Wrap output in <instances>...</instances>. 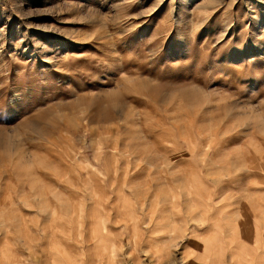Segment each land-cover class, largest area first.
I'll return each mask as SVG.
<instances>
[{
	"label": "rangeland",
	"instance_id": "374dc122",
	"mask_svg": "<svg viewBox=\"0 0 264 264\" xmlns=\"http://www.w3.org/2000/svg\"><path fill=\"white\" fill-rule=\"evenodd\" d=\"M71 262L264 264V0H0V264Z\"/></svg>",
	"mask_w": 264,
	"mask_h": 264
},
{
	"label": "bare ground",
	"instance_id": "6f19581e",
	"mask_svg": "<svg viewBox=\"0 0 264 264\" xmlns=\"http://www.w3.org/2000/svg\"><path fill=\"white\" fill-rule=\"evenodd\" d=\"M150 129H151V128H150ZM155 132H156V131H155ZM157 143H158V144H157L158 146H159V145L161 146L160 141H158ZM125 172H126V171H125ZM125 172H124V173H125ZM108 174H109V173H108ZM108 174H107V175H108ZM121 174H123V173H121ZM117 175H118V174H117ZM117 175H116V176H117ZM124 176H125V175H124ZM127 176H128V175H127ZM122 177H123V176H122ZM119 178H120V177H119ZM129 178H130V176H129ZM132 178H133V177H132ZM117 180H118V179H117ZM119 180H120V179H119ZM124 180H125V179H124ZM124 180H123V181H124ZM126 180H127V179H126ZM101 182H103V179H102ZM125 182H126V181H125ZM111 183H112V182H111ZM125 189H126V188H125ZM112 190H113V189H112ZM179 193H180V192H179ZM132 196H133V194H132ZM155 197H156L155 192H154V193H151V194L148 196V198L150 199V203H151V204H154V202H155ZM183 199H184V198H183ZM141 203H142V202H141ZM111 205H112V204H111ZM80 206H81V205H80ZM78 207H79V206H78ZM151 207H152V206H151ZM7 208H8V207H7ZM156 208H158V207H156ZM148 209H149V208H148ZM146 210H147V209H146ZM155 211H157V210L155 209ZM149 212H150V211H149ZM151 212H152V211H151ZM145 213H146V211H145ZM155 213H156V212H155ZM151 214L154 215L153 213H151ZM156 215H157V213H156ZM158 215H159V214H158ZM259 215H260V213H259ZM152 218L154 219V217H152ZM149 220H150V219H149ZM250 220H251V218H250ZM77 221H78V219H77ZM137 221H138V220H137ZM137 221H136V222H137ZM155 221H157V220H155ZM136 222H135V223H136ZM157 223H158V222H153V225H154V226H153V228L151 229L152 232H156V231L158 232V230H157V229H158ZM251 223H252V222H251ZM33 224H34V223H33ZM33 224H32V226H33ZM79 224H80V223H79ZM34 225H35V224H34ZM246 226H247V225H246ZM82 227H83V226H82ZM43 229H44V228H43ZM136 230H137V229H136ZM106 233H107V232H106ZM158 233H160V232H158ZM104 235H106V234H104ZM158 235H160V234H154V239H157V238H158ZM33 236H34V235H33ZM44 236H45V235H44ZM69 237H70V236H69ZM72 237H73V236H72ZM96 237H97V236H96ZM102 237H103V236H102ZM102 237H101V238H102ZM67 238H68V237H67ZM44 239H45V238H44ZM104 239H107V238H104ZM104 239H103V240H104ZM31 240H32V239H30V241H31ZM71 240H72V239H71ZM75 240H76V239H75ZM78 240H79V239H78ZM45 241H46V240H45ZM64 242H65V241H64ZM73 243H74V242H73ZM69 244H70V243H69ZM66 248H67V247H66ZM35 250H36V249H35ZM15 251H16V250H15ZM100 251H101V250H100ZM100 251H99V252H100ZM73 254H74V253H73ZM76 254H77V253H76ZM76 254H75V255H76ZM44 255H45V254H44ZM96 255H97V254H96ZM96 255H95V256H96ZM155 255H158V254L155 253ZM80 256H81V255H80ZM43 257H44V256H43ZM48 258H50V257H48ZM66 258H67V257H66ZM91 258H92V257H91ZM55 259H56V258H55ZM107 259H108V258H107ZM66 260H67V259H66ZM82 260H83V259H82ZM98 260H99V259H98ZM56 261H57V260H56ZM80 261H81V260H80ZM42 262H43V260H42ZM54 262H55V261H54ZM59 263H60V262H59ZM59 263H57V264H59ZM77 263H78V262H77ZM71 264H72V262H71ZM81 264H82V263H81Z\"/></svg>",
	"mask_w": 264,
	"mask_h": 264
}]
</instances>
